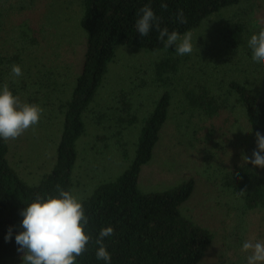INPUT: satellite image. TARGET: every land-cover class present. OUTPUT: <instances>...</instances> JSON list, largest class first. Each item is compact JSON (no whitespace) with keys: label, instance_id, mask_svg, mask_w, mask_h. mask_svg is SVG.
<instances>
[{"label":"rangeland","instance_id":"rangeland-1","mask_svg":"<svg viewBox=\"0 0 264 264\" xmlns=\"http://www.w3.org/2000/svg\"><path fill=\"white\" fill-rule=\"evenodd\" d=\"M81 0H0V89L44 108L37 126L9 140L11 165L37 183L56 161L63 119L62 103L81 72L86 32L80 24ZM232 23L243 27L244 42L233 47L225 37ZM264 28V0H239L189 32L196 45L189 55H173L174 69L159 73L156 63L171 54L120 46L85 113L86 130L77 141L72 193L81 199L101 182L120 175L131 163L142 120L164 91L171 93L169 115L152 158L142 167L139 186L163 191L194 177L181 211L209 228L213 240L198 264H246L244 240L264 241V206L249 208L226 184L243 156L252 157L256 137L242 107L212 119L188 102L201 84L224 91L232 80L264 94V64L253 61L248 41ZM18 64L22 76L11 68ZM130 112L136 120L128 123ZM22 253L1 264H22Z\"/></svg>","mask_w":264,"mask_h":264},{"label":"trees","instance_id":"trees-1","mask_svg":"<svg viewBox=\"0 0 264 264\" xmlns=\"http://www.w3.org/2000/svg\"><path fill=\"white\" fill-rule=\"evenodd\" d=\"M80 24L86 32L85 52L81 72L70 96L62 103L63 119L53 168L37 183H30L11 165L9 143L0 138V264L17 257L15 236L26 208L37 195H58L56 186L72 191V173L77 159V141L85 133V113L94 101L98 89L115 59L120 46L139 47L151 51L165 50L171 54L156 63L159 73L173 70L177 59L175 45L165 48L153 28L141 36L135 28L136 20L145 5L150 6L160 27L184 33L200 27L212 14L234 5L239 0H81ZM166 3L167 9L161 4ZM183 10L187 23L176 18ZM225 37L233 47L244 42L243 27L232 23ZM198 92H187L188 102L197 106L205 116L219 119L226 109L242 107L251 132L264 134V94L232 80L229 89L219 91L201 84ZM125 120L132 123L136 116L130 112ZM171 93L164 91L142 120L135 153L129 166L115 179L101 182L87 197L81 199L89 216L87 231L93 240L108 226L115 235L105 238L111 253V264H198L211 244L213 232L186 216L182 204L191 196L194 177L163 191H144L139 186L142 167L152 158L163 124L168 118ZM226 184L245 199L246 206H264V168L251 163L237 164L228 174ZM12 239L5 237L9 228ZM97 246L89 243L88 251L77 258L76 264H105L97 260Z\"/></svg>","mask_w":264,"mask_h":264},{"label":"clouds","instance_id":"clouds-1","mask_svg":"<svg viewBox=\"0 0 264 264\" xmlns=\"http://www.w3.org/2000/svg\"><path fill=\"white\" fill-rule=\"evenodd\" d=\"M166 3L161 4L167 9ZM139 12L135 28L141 36H148L155 28L159 33V40L165 48L175 45L178 55L191 54L196 45L192 41L191 32L181 36L178 31H169L167 27L161 28L159 17L154 10L145 5ZM176 18L180 23H187L183 10H179ZM254 62L264 64V28L258 34H253L248 41ZM11 72L15 77L22 76V68L14 64ZM44 108L37 104H30L14 95L7 83L0 89V138L5 142L15 140L29 129L38 125ZM252 130L246 131L251 132ZM256 149L252 157L243 156L246 163L255 167L264 168V134L257 131ZM58 195H37V197L24 209L20 227L22 230L15 236L17 251L22 253V264H76L78 257L84 255L89 249V243L97 246L96 258L105 264H111V253L105 245V238L115 235L112 226L104 227L93 240L89 225V216L79 197L72 191L56 186ZM12 239V229L9 228L5 237ZM240 252L244 254L246 264H264V241L255 237L243 241Z\"/></svg>","mask_w":264,"mask_h":264}]
</instances>
